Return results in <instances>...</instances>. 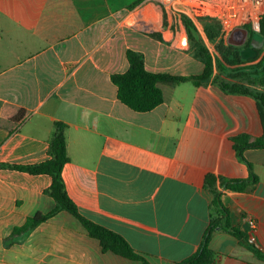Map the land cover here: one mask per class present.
Masks as SVG:
<instances>
[{
  "label": "crops",
  "instance_id": "0c3cea01",
  "mask_svg": "<svg viewBox=\"0 0 264 264\" xmlns=\"http://www.w3.org/2000/svg\"><path fill=\"white\" fill-rule=\"evenodd\" d=\"M196 29L209 52L215 49L217 36L209 41L200 24ZM182 32L160 0H0V165L47 160L62 123L68 161L61 175L77 212L150 264L193 254L218 217L206 175L217 179L230 224L264 253V148H246L240 159L232 142L262 136L255 100L223 93L215 79L227 78L216 70L198 85L158 84L163 101L149 111L117 99L111 75L128 69L127 51L141 54L150 73H202L189 43L174 42ZM229 44L263 46L264 53V37H250L246 27L234 29ZM249 168L257 181L246 190L218 186V178L248 179ZM50 182L0 168V264H141L103 252L65 212L5 242L14 227L54 207L45 193ZM209 247L215 264H264L219 228Z\"/></svg>",
  "mask_w": 264,
  "mask_h": 264
},
{
  "label": "trees",
  "instance_id": "16d2710c",
  "mask_svg": "<svg viewBox=\"0 0 264 264\" xmlns=\"http://www.w3.org/2000/svg\"><path fill=\"white\" fill-rule=\"evenodd\" d=\"M198 21L205 37L212 41L219 33L217 22L208 18L198 19ZM177 26L186 33L192 55L203 64L202 73L190 77L150 73L144 68L141 54L127 51L128 69L124 73L111 75V82L116 87L117 99L134 111H149L163 101V94L158 84L176 85L191 81L193 84L198 85L211 79L214 70H216L227 78L226 80L215 79L223 93L249 96L255 100L263 128L262 136L253 141H249L250 137L248 135H240L232 139L238 157L243 159L241 153L246 148H264V53L261 54L263 46L256 50L257 57L261 55L260 59L252 64L251 62L256 58L243 60L240 57L241 48L231 44H217L215 51L218 54V59L213 61V57L203 44L195 25L190 19L184 15H177ZM246 30L250 37L255 34L250 32L247 27ZM257 34L262 38L264 37V20L261 22L260 31ZM246 63L251 64L246 65ZM47 155L48 159L38 164L0 165V168H8L32 175H48L51 182L45 193L54 202V207L46 213L37 212L28 217L22 226L14 227L5 242L10 243L13 238L24 236L37 225L60 212H65L79 222L85 232L98 242L103 252H110L141 264H150L143 256L135 253L119 235L88 221L77 212L75 205L66 193L61 175L62 168L68 161L64 125L62 123L55 124L54 132L48 142ZM249 171V177L245 180L218 178V186L233 192L244 191L257 181V177L251 169ZM216 180L213 175H206L203 180V187L212 194L211 207L216 210L218 217L210 220L197 250L190 256L173 264H215V252L209 247V241L216 228L228 232L250 250L256 258L264 262V253L249 243L243 232L230 224L229 211L221 203V192L216 187Z\"/></svg>",
  "mask_w": 264,
  "mask_h": 264
},
{
  "label": "built area",
  "instance_id": "2783aa9c",
  "mask_svg": "<svg viewBox=\"0 0 264 264\" xmlns=\"http://www.w3.org/2000/svg\"><path fill=\"white\" fill-rule=\"evenodd\" d=\"M160 4L168 12L171 19L177 20V15H184L190 19L195 27L199 26L198 19L208 18L217 22L219 33L214 47L217 44H229L232 31L236 28L247 27L252 33H259L261 22L264 20V0H160ZM180 46L188 43L187 35L183 31L180 37L174 40ZM208 51L209 48L207 47ZM213 47L210 53L213 58L217 54ZM250 229L255 228L252 220L248 221Z\"/></svg>",
  "mask_w": 264,
  "mask_h": 264
},
{
  "label": "water",
  "instance_id": "95a60500",
  "mask_svg": "<svg viewBox=\"0 0 264 264\" xmlns=\"http://www.w3.org/2000/svg\"><path fill=\"white\" fill-rule=\"evenodd\" d=\"M256 56H257V52L249 47L240 50V57L243 60H251L256 58Z\"/></svg>",
  "mask_w": 264,
  "mask_h": 264
}]
</instances>
